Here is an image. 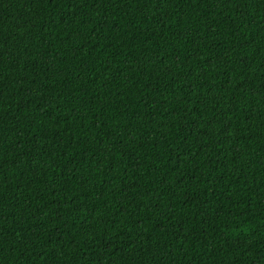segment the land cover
Returning <instances> with one entry per match:
<instances>
[{"label": "trees", "instance_id": "trees-1", "mask_svg": "<svg viewBox=\"0 0 264 264\" xmlns=\"http://www.w3.org/2000/svg\"><path fill=\"white\" fill-rule=\"evenodd\" d=\"M0 264H264V0H0Z\"/></svg>", "mask_w": 264, "mask_h": 264}]
</instances>
